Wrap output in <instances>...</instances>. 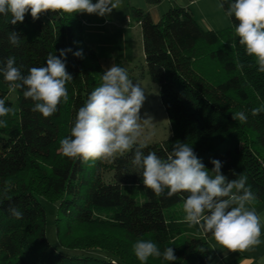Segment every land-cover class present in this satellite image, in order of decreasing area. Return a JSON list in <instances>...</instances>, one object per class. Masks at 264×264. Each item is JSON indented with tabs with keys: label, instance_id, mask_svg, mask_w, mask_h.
Returning a JSON list of instances; mask_svg holds the SVG:
<instances>
[{
	"label": "trees",
	"instance_id": "obj_1",
	"mask_svg": "<svg viewBox=\"0 0 264 264\" xmlns=\"http://www.w3.org/2000/svg\"><path fill=\"white\" fill-rule=\"evenodd\" d=\"M221 2L226 12L232 0ZM11 18L0 14V67L15 57L27 75L30 68L45 66L50 53L60 57V50L71 49L60 58L72 80L66 84L67 101L45 118L32 110L35 102L23 96L24 89L10 91L0 73V99L14 108L0 117L5 122L0 124V264H142L124 250L101 251L106 258L56 252L47 239L41 196L57 203L62 247L76 226L100 223L123 233L131 248L139 240L152 241L162 253L172 247L177 257H149L144 264H209L211 234L197 235L198 227L190 228L183 219L187 193L169 198L165 190L156 196L143 186L141 170L131 162L139 144L113 158L109 177L102 172L103 159L84 162L61 153L60 140L70 136L78 109L100 86L105 71L85 39L81 13L45 12L33 20L29 12L16 25ZM132 18L141 27L146 68L160 90L172 131L169 139L146 145L144 154L155 151L166 159L175 144L187 143L206 169L214 167L215 159L229 180L246 177V187L256 197L253 205H264V112L251 114L264 104V73L239 44L234 33L238 21L231 17L229 29L210 31L189 8L176 4L158 23L142 9H133ZM13 30L20 34L19 47L9 43ZM78 51L82 56L73 54ZM237 112L247 115L246 123L232 119ZM10 208L22 216L11 215Z\"/></svg>",
	"mask_w": 264,
	"mask_h": 264
},
{
	"label": "clouds",
	"instance_id": "obj_2",
	"mask_svg": "<svg viewBox=\"0 0 264 264\" xmlns=\"http://www.w3.org/2000/svg\"><path fill=\"white\" fill-rule=\"evenodd\" d=\"M120 7V0H0V14L11 15L10 23H22L25 14L33 20L42 13L76 14L87 13L106 16ZM223 9L224 4L218 5ZM225 15L234 17L235 36L244 46L246 54L254 57L258 71L264 73V0H232ZM20 34L12 31L8 40L19 47ZM71 49L60 50L65 57ZM82 56L81 52L73 53ZM49 54L46 65L32 67L23 75L16 66L15 57H8L0 73L9 85L10 91L24 89L23 96L35 102L32 109L47 118L57 112L58 105L68 99L66 84L72 80L64 61ZM238 68L243 65H237ZM102 83L88 96L86 103L77 111L70 136L60 140V151L68 158H79L84 162L98 159L109 160L123 155L137 145L141 135L140 110L145 101V91L139 83L129 78L125 68L113 64L101 77ZM264 112V104L253 108V116ZM14 113V108L6 106L0 99V117ZM233 120L247 122L244 112L232 114ZM5 123L0 121V124ZM146 145L140 143L135 148L133 167L141 170L143 186L156 196L167 190V197L187 193L183 199L184 222L190 228L198 227L197 235L211 234L216 244L229 252H241L261 243L262 221L249 207L256 199L246 187V177L229 180L221 173L222 162L212 160L209 171L187 143L173 146L167 158H161L155 151L146 155L142 151ZM7 192V188H5ZM9 212L16 218L22 213L16 208ZM134 254L144 264L149 257H163L175 261L177 257L172 247L163 253L152 241L139 240L133 245Z\"/></svg>",
	"mask_w": 264,
	"mask_h": 264
},
{
	"label": "rangeland",
	"instance_id": "obj_3",
	"mask_svg": "<svg viewBox=\"0 0 264 264\" xmlns=\"http://www.w3.org/2000/svg\"><path fill=\"white\" fill-rule=\"evenodd\" d=\"M184 1L189 3V0ZM97 2L98 0H92V3ZM221 3V0H193L191 11L204 29L223 31L232 26L224 9L218 7ZM126 8V2L120 0V7L106 16L81 13L85 22L84 36L95 49L105 70L113 64L125 68L129 78L143 87L146 98L140 110V118L147 121H142L137 144L151 145L169 139L172 135L171 125L161 102L160 90L151 80L146 68L141 27L133 20L132 11L129 12ZM10 99L14 100V97L11 96ZM112 160L113 158L103 159L102 172L105 177L110 175L106 170ZM34 184L37 187L41 185L38 181H34ZM40 198L47 211V239L56 252L68 257L106 258L103 252L115 253L114 251L124 250L127 255L136 257L133 248L124 241L123 233L100 223L76 226L73 235L66 239L65 247H62L56 229L57 203L42 196Z\"/></svg>",
	"mask_w": 264,
	"mask_h": 264
},
{
	"label": "crops",
	"instance_id": "obj_4",
	"mask_svg": "<svg viewBox=\"0 0 264 264\" xmlns=\"http://www.w3.org/2000/svg\"><path fill=\"white\" fill-rule=\"evenodd\" d=\"M124 1L127 5V11L130 12L133 9L145 10L151 15L155 23H158L161 20L163 15L169 10L172 4L189 8L191 10L193 3V0H189V3L185 2L184 0H161L160 4L150 5L147 3V0ZM249 207L255 208V211L261 217L262 234L260 237V245L241 252H229L227 249H224L220 245L216 244L214 239L211 237L208 240L211 250L209 264H264V205L255 206L252 204Z\"/></svg>",
	"mask_w": 264,
	"mask_h": 264
}]
</instances>
